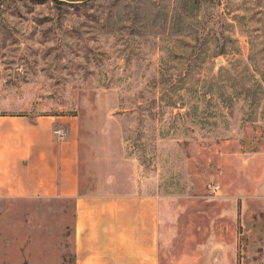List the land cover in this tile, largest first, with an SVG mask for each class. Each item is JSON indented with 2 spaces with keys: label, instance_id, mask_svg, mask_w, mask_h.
<instances>
[{
  "label": "rangeland",
  "instance_id": "374dc122",
  "mask_svg": "<svg viewBox=\"0 0 264 264\" xmlns=\"http://www.w3.org/2000/svg\"><path fill=\"white\" fill-rule=\"evenodd\" d=\"M13 115L72 118L82 160L146 182L159 264H264V0H0ZM71 223L0 201V264H72Z\"/></svg>",
  "mask_w": 264,
  "mask_h": 264
},
{
  "label": "crops",
  "instance_id": "0c3cea01",
  "mask_svg": "<svg viewBox=\"0 0 264 264\" xmlns=\"http://www.w3.org/2000/svg\"><path fill=\"white\" fill-rule=\"evenodd\" d=\"M90 149L101 157L81 159L72 118L0 116V201L69 202L72 264H159V196L137 174L105 170L101 150ZM11 212L32 225L57 221L49 206Z\"/></svg>",
  "mask_w": 264,
  "mask_h": 264
},
{
  "label": "trees",
  "instance_id": "16d2710c",
  "mask_svg": "<svg viewBox=\"0 0 264 264\" xmlns=\"http://www.w3.org/2000/svg\"><path fill=\"white\" fill-rule=\"evenodd\" d=\"M202 0H191V2H192V4L194 5V6H196L198 3H200ZM222 1H223V3H227L228 2V0H218V2L220 3H222Z\"/></svg>",
  "mask_w": 264,
  "mask_h": 264
},
{
  "label": "built area",
  "instance_id": "2783aa9c",
  "mask_svg": "<svg viewBox=\"0 0 264 264\" xmlns=\"http://www.w3.org/2000/svg\"><path fill=\"white\" fill-rule=\"evenodd\" d=\"M55 133L58 134V135L60 136V132L56 131Z\"/></svg>",
  "mask_w": 264,
  "mask_h": 264
}]
</instances>
